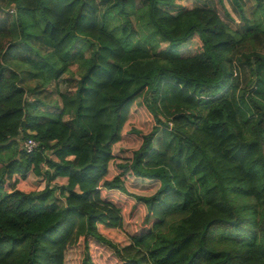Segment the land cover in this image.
Returning a JSON list of instances; mask_svg holds the SVG:
<instances>
[{
	"label": "trees",
	"instance_id": "trees-1",
	"mask_svg": "<svg viewBox=\"0 0 264 264\" xmlns=\"http://www.w3.org/2000/svg\"><path fill=\"white\" fill-rule=\"evenodd\" d=\"M176 1L0 0V264H264V0Z\"/></svg>",
	"mask_w": 264,
	"mask_h": 264
},
{
	"label": "rangeland",
	"instance_id": "rangeland-1",
	"mask_svg": "<svg viewBox=\"0 0 264 264\" xmlns=\"http://www.w3.org/2000/svg\"><path fill=\"white\" fill-rule=\"evenodd\" d=\"M221 0H183V1H176L174 6L170 8L171 12H179L185 8H191L196 4L204 5V6H210L221 12V15L226 19L229 20L227 15H225V12L222 9V5L220 4ZM108 1H100L101 6V13H103ZM224 5L228 8L231 17L233 18V25L236 26V28L243 30L244 24L242 23L239 13L236 9V5L232 2V0H223ZM241 3L244 4V9L249 13L255 10V7L257 5L256 0H241ZM141 3L139 2L138 5ZM12 7H15V5H11ZM12 10V9H11ZM12 13V12H11ZM264 21V16L262 17ZM264 24V23H263ZM201 45V41L198 38V36L192 37L188 42L182 44L179 47L180 54L182 56H187L193 54L194 50ZM30 96V95H29ZM30 100L34 101L33 98L30 97ZM31 185L20 183L19 187L24 189H32L35 187H40L41 184H39L38 180L35 178H30ZM42 187V186H41ZM172 221V220H171ZM105 248H102L101 246H98L96 244H92L91 246V255L93 257V260L97 264H121L119 260L107 253Z\"/></svg>",
	"mask_w": 264,
	"mask_h": 264
},
{
	"label": "built area",
	"instance_id": "built-area-1",
	"mask_svg": "<svg viewBox=\"0 0 264 264\" xmlns=\"http://www.w3.org/2000/svg\"><path fill=\"white\" fill-rule=\"evenodd\" d=\"M11 9H12L11 12L15 11V7H11ZM38 146H39L38 141L32 137L24 139L21 144L22 149L28 153L37 150Z\"/></svg>",
	"mask_w": 264,
	"mask_h": 264
},
{
	"label": "crops",
	"instance_id": "crops-1",
	"mask_svg": "<svg viewBox=\"0 0 264 264\" xmlns=\"http://www.w3.org/2000/svg\"><path fill=\"white\" fill-rule=\"evenodd\" d=\"M183 1V0H182Z\"/></svg>",
	"mask_w": 264,
	"mask_h": 264
}]
</instances>
